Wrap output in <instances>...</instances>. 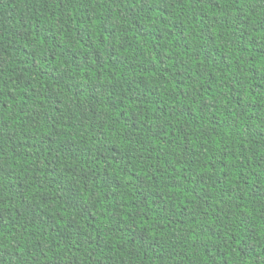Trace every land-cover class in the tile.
Returning a JSON list of instances; mask_svg holds the SVG:
<instances>
[{"label": "trees", "instance_id": "trees-1", "mask_svg": "<svg viewBox=\"0 0 264 264\" xmlns=\"http://www.w3.org/2000/svg\"><path fill=\"white\" fill-rule=\"evenodd\" d=\"M0 264H264V0H0Z\"/></svg>", "mask_w": 264, "mask_h": 264}]
</instances>
